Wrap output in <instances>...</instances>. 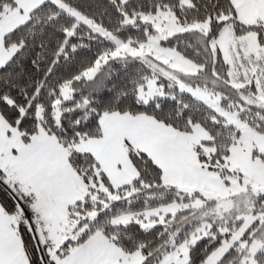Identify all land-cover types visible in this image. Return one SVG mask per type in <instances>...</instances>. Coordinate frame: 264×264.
Returning a JSON list of instances; mask_svg holds the SVG:
<instances>
[{
    "label": "snow or ice",
    "instance_id": "6c2138e0",
    "mask_svg": "<svg viewBox=\"0 0 264 264\" xmlns=\"http://www.w3.org/2000/svg\"><path fill=\"white\" fill-rule=\"evenodd\" d=\"M0 190V264H264V0H0Z\"/></svg>",
    "mask_w": 264,
    "mask_h": 264
},
{
    "label": "trees",
    "instance_id": "16d2710c",
    "mask_svg": "<svg viewBox=\"0 0 264 264\" xmlns=\"http://www.w3.org/2000/svg\"><path fill=\"white\" fill-rule=\"evenodd\" d=\"M115 67L119 68V65H116ZM122 76H123V73L121 72L119 76L115 77V82L119 83ZM0 201L7 202L9 204L11 203V201L8 200V198H7V194L3 190H0Z\"/></svg>",
    "mask_w": 264,
    "mask_h": 264
}]
</instances>
